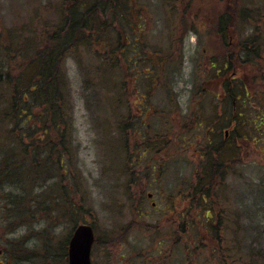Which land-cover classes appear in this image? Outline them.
Masks as SVG:
<instances>
[{"label":"rangeland","instance_id":"obj_1","mask_svg":"<svg viewBox=\"0 0 264 264\" xmlns=\"http://www.w3.org/2000/svg\"><path fill=\"white\" fill-rule=\"evenodd\" d=\"M74 1L96 0H0V169L23 170L0 175V263L69 264L60 253L68 255L74 230L88 223L93 264H264L254 255L264 251V54L255 47L247 63L242 49L250 36L264 44V0H127L128 20H119L111 0L108 28L97 35L105 42L89 40L60 65L68 126L60 134L49 121L47 130L34 109L19 127L30 126L38 141L47 131L48 155L32 144L23 161L10 132L19 123L10 114L26 108L17 90L28 87L31 60L49 50V34ZM106 43L124 52L106 57ZM213 61H230L226 78L249 86L250 103L242 104L245 95L238 102L246 109L235 160L215 149L225 136L223 111L230 118L233 105ZM232 82L236 93L239 81ZM206 145L219 162L201 212L179 191L195 180Z\"/></svg>","mask_w":264,"mask_h":264},{"label":"trees","instance_id":"obj_2","mask_svg":"<svg viewBox=\"0 0 264 264\" xmlns=\"http://www.w3.org/2000/svg\"><path fill=\"white\" fill-rule=\"evenodd\" d=\"M110 1L106 0V3H104V0H96L95 3H79L78 1H74L76 5L69 6L65 9L63 13V21L51 34H49L47 42H49V50H46V52L39 53L37 57L33 60H31V72H30V78L28 79V83L26 86H28L24 91L17 90V96L16 99H18L21 103L26 104V108H19L16 110L13 114H10L12 118H10L11 122L14 124L19 120V123H16L17 126L10 131L13 136H18L17 144L19 145L18 148H23L20 151L23 152L25 155H22L19 159L20 160H27L30 162L29 154H31L32 150L30 149V145L37 144V146L34 148L35 151L39 152V155H48V146L50 142V135L48 132H44L42 135L46 137L42 141L35 140L33 138L34 134L30 133V126H28V129L20 128L19 125H27L30 123L34 117V109H38V117L40 120L43 121L44 127L48 130V122H52V127L54 129H61V126L64 125L68 126L67 124V118L66 115H64L65 107L60 105V102L62 100V94L60 95V91L58 88L59 82H60V76L63 75L62 72H59V68L61 63H63V59L65 57H69L72 53V50H77L81 47V45H85L89 40L98 37L97 43L99 42H105L102 37L97 36L100 33L106 32L108 28L107 22L108 14L106 13L109 9L110 11ZM104 3V4H103ZM80 4V5H79ZM127 0H117L116 5L114 4V8L117 9V17L120 19L128 20L129 19V5ZM131 6V5H130ZM105 7V8H104ZM103 10L100 11V9ZM104 11V12H103ZM264 14V11L262 12ZM259 16L262 15L260 12L258 13ZM112 18H115L114 14ZM228 15V14H227ZM254 23L259 24V22L255 18L252 19ZM258 21V22H257ZM228 27H231V20H222L220 29L222 31H225L228 29ZM229 30V29H228ZM258 33V34H257ZM253 34L256 36H260L258 28L255 27V30L253 31ZM87 44H91L88 42ZM107 44V43H106ZM260 46V47H258ZM255 47L260 48L259 52L260 54H264V44L259 43L256 37H251L247 41H245V44H243V54L246 55V58H244V62H249L251 59H249L250 56H252L254 59L256 58V54H259L257 50H255ZM121 51L124 52V48H122V45H119V47H116L115 49L110 48L108 50V44L106 48V57H113V55H117V52ZM121 53V54H122ZM137 57V56H136ZM116 58V57H115ZM114 58V59H115ZM1 75V74H0ZM63 77V76H62ZM35 81V82H34ZM247 90V89H246ZM245 90V102L248 104L249 98L246 95ZM31 103H27L30 102ZM246 109V108H245ZM51 117V119H50ZM73 120V117H71ZM259 117H257L254 120V123L258 121ZM7 118H2V121H6ZM23 122V123H22ZM214 129V128H213ZM62 130H59V132ZM25 132H28L29 135ZM211 132V131H210ZM209 132V133H210ZM62 132H60L61 134ZM29 141L31 144H27L26 141ZM220 139L218 138V141ZM222 141V140H221ZM219 142L218 146H215V149L218 151V153H221V147L223 142ZM214 143V138H213ZM60 146L63 144L61 143V140L58 143ZM208 144L211 146L210 142L208 141ZM207 144V145H208ZM206 146L203 147L201 150L202 154L199 158L200 164V170H198V174H195L197 182L195 180L193 183H190L187 190L181 189L179 192L182 195H187V198H190V200H196L199 205H202L201 212H204V210L207 209V204L205 201L207 199H210V191H211V185L214 180L210 178L211 175L217 174V168L215 169V172L213 171L214 165H218V162L215 157H213L212 149L208 148ZM17 148V149H18ZM57 146H54V149H56ZM15 151V150H14ZM57 151V150H55ZM64 151L65 148H64ZM64 151H61L60 157L58 159V162L60 163L61 168L65 166V156ZM50 157V156H49ZM36 160V158H33ZM201 159H205L204 162H200ZM220 160V159H219ZM38 165H40L39 160L35 162ZM18 167V166H17ZM14 167L11 168L9 165L6 166L5 169H0V175L7 174L6 177H3L2 180L11 179L12 176L15 178V176H20L23 170ZM36 167V166H35ZM30 169H34V167H30ZM66 173V172H64ZM205 176H208L206 179ZM0 183L1 180H0ZM42 194V193H41ZM191 215V213H190ZM208 217L209 216H206ZM193 218H190V220ZM195 219V218H194ZM218 236V235H217ZM20 246L25 248V241L22 239L20 240ZM54 256V253H51ZM62 256L55 257L56 259L63 260L68 259L67 253H60ZM258 256L260 260L264 262V251L254 254Z\"/></svg>","mask_w":264,"mask_h":264},{"label":"flooded vegetation","instance_id":"obj_3","mask_svg":"<svg viewBox=\"0 0 264 264\" xmlns=\"http://www.w3.org/2000/svg\"><path fill=\"white\" fill-rule=\"evenodd\" d=\"M213 68L216 69L217 65H218V69L215 73V76L217 77V79H224V87L226 89V96L228 99H232V111L230 113V118H229V112L228 114L226 113V111H223V115L225 117H223L226 121L227 124L225 126V136L223 138V140L221 142H223L222 147H221V152H223L224 154L221 157H225V155L230 154L232 159L231 160H235L236 157L234 156V154L238 155L239 154V150L241 148V145L238 143V137L235 135V132L239 133L238 131V126H239V122L240 120L242 121V119L245 116L244 111H242V109L245 110L244 106H241V108L239 107L238 102L241 101L242 98H244L245 95V90L249 88V86H247L243 81L241 82L240 80H236L237 78L233 77L231 78V80L229 81V79L226 78V74L227 71L230 69V67L232 66V63L230 61H228L223 67H221L217 62L213 61ZM242 66H244L243 60L242 62L239 63L238 68L242 69ZM232 81H239V82H235L236 84V93L233 90V82ZM242 90V91H241ZM246 90V91H247ZM241 91V93H240ZM247 97H249V92H246ZM253 95L256 97L255 93L253 92ZM250 98V97H249ZM250 100V99H249ZM258 101V100H257ZM245 102V99H243L242 104ZM255 106V105H253ZM254 108V107H253ZM261 108H259L258 110H260ZM258 121H256L257 123ZM259 125L261 126V130H264V116L261 118V121L258 122ZM215 129H211V133H214ZM210 133V134H211ZM239 135L241 136V134L239 133ZM211 144V142H213V137H210L209 135V140H208ZM240 145V146H239ZM234 153V154H233ZM195 202H197L196 200H194ZM206 204H208V199L205 201ZM211 210H208V212L210 213Z\"/></svg>","mask_w":264,"mask_h":264},{"label":"water","instance_id":"obj_4","mask_svg":"<svg viewBox=\"0 0 264 264\" xmlns=\"http://www.w3.org/2000/svg\"><path fill=\"white\" fill-rule=\"evenodd\" d=\"M94 243L93 227L89 224L77 226L69 244V264H92L91 254Z\"/></svg>","mask_w":264,"mask_h":264}]
</instances>
